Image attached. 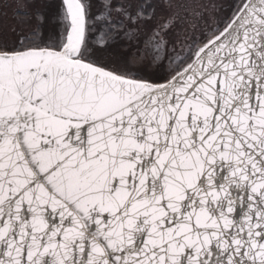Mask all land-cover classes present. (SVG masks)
I'll return each instance as SVG.
<instances>
[{"label": "snow or ice", "instance_id": "snow-or-ice-1", "mask_svg": "<svg viewBox=\"0 0 264 264\" xmlns=\"http://www.w3.org/2000/svg\"><path fill=\"white\" fill-rule=\"evenodd\" d=\"M0 264H264V0H0Z\"/></svg>", "mask_w": 264, "mask_h": 264}, {"label": "rangeland", "instance_id": "rangeland-1", "mask_svg": "<svg viewBox=\"0 0 264 264\" xmlns=\"http://www.w3.org/2000/svg\"><path fill=\"white\" fill-rule=\"evenodd\" d=\"M160 14H161V13H160V11L158 10V11H157V16H159ZM8 23L11 24V23H13V21L9 19Z\"/></svg>", "mask_w": 264, "mask_h": 264}]
</instances>
